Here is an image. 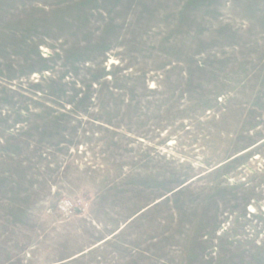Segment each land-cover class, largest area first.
Returning <instances> with one entry per match:
<instances>
[{
  "label": "rangeland",
  "instance_id": "1",
  "mask_svg": "<svg viewBox=\"0 0 264 264\" xmlns=\"http://www.w3.org/2000/svg\"><path fill=\"white\" fill-rule=\"evenodd\" d=\"M0 264H264V0H0Z\"/></svg>",
  "mask_w": 264,
  "mask_h": 264
}]
</instances>
